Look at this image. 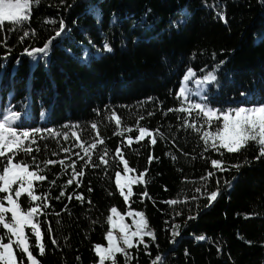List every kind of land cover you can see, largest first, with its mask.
<instances>
[{
  "label": "trees",
  "instance_id": "trees-1",
  "mask_svg": "<svg viewBox=\"0 0 264 264\" xmlns=\"http://www.w3.org/2000/svg\"><path fill=\"white\" fill-rule=\"evenodd\" d=\"M10 27L5 22L0 32V112L21 114L18 131L42 130L38 145L25 142L40 150L13 159L33 165L35 157L46 177L33 189L41 196L33 206L49 205L36 219L42 255L26 228L39 264L97 263L112 207L142 211L154 233L126 249L127 264H153L157 256V264H264V156L252 142L237 153L205 145L203 133L222 120L209 125L196 109L178 110L196 103L179 96L189 68L215 70L212 108L264 103V0H33L30 20L19 31ZM24 31L30 35L21 39ZM48 41L47 54H26ZM121 158L143 176L127 201L116 183ZM19 200L28 209L30 198ZM6 232L0 225V236ZM116 264H126L124 254Z\"/></svg>",
  "mask_w": 264,
  "mask_h": 264
},
{
  "label": "snow or ice",
  "instance_id": "snow-or-ice-1",
  "mask_svg": "<svg viewBox=\"0 0 264 264\" xmlns=\"http://www.w3.org/2000/svg\"><path fill=\"white\" fill-rule=\"evenodd\" d=\"M38 4L39 0H35ZM33 0H0V32H3V25L5 22H8L11 27L8 31H19L23 25L30 20V6L32 5ZM223 19V16L220 17ZM63 31L61 30L56 33V36H60ZM28 31L22 33L21 39L29 36ZM0 44L6 45V38L3 41H0ZM51 45V41L45 43L41 48H34L31 50L26 49L25 52L28 56L36 58L38 54H47ZM105 50L111 52L112 49L110 46L105 44ZM195 72L189 68L187 74L184 76V86L179 90V96L185 100L189 99V89L187 88V83L195 77ZM216 81V75L213 72L207 73L202 79H196L194 81L196 85V95L201 96L203 100H206V97L203 96V92L206 90L208 84H212ZM198 110L197 115L201 118H206L205 122L211 124L213 118L215 121L222 120V126H217L215 132H204L202 139L204 140L205 145L208 144L209 140L212 141L211 148L219 151L220 149L226 150L228 153H237L245 148L250 142L255 143L259 149V156H264V103H259L257 105L251 106H240L235 109H214L210 107L205 102L192 103L189 109L181 107L178 109L181 112L187 111L191 114V110ZM172 111V110H170ZM115 115V113H113ZM151 115V114H150ZM21 119V114L15 111L13 108L9 107L5 111L0 112V158H5L0 160V193H7L8 195L0 198V225L7 232L4 236H0V264H18L17 255L14 252V248L22 254V258L19 261V264H24L23 256H26L29 264H38L37 259L33 256V253L30 251L29 238L25 234L26 226H30L31 234L35 237L36 246L39 249V253L42 255L45 251L44 245L42 243V233L39 227L38 222H34V217L40 214L41 208H47L49 205L44 203L43 205L35 204L34 202L40 201L41 196L34 194L33 191V182L34 181H44L46 179L45 175L38 174L39 165L36 164L35 157H33V165H28L24 161L13 162V159L18 156L21 152L25 155H30L33 150L39 151L37 146L35 149L26 145V141L31 139L32 144H37L38 141L35 139L37 134L41 133L40 128L33 129L30 131H18L19 127H22L18 122ZM117 124L120 123L119 119L116 121ZM96 124H92V128L95 129ZM189 127L195 128L196 125L192 124ZM43 131L52 132L51 129H45ZM141 136L146 132V129H139ZM199 131V129H197ZM55 135H60V133H55ZM73 136L76 135L75 132L72 133ZM151 135V133H149ZM65 139H67V134H64ZM44 139V137H41ZM152 144L156 143L155 139H152ZM83 147V145H81ZM92 147H96L95 144ZM64 151H68L64 149ZM85 153L88 152L87 148H84ZM107 151V150H105ZM10 154V155H6ZM103 161V157L100 158ZM122 159V158H121ZM152 158L149 157V163H151ZM107 163V161H103ZM124 164V171H130L128 163L126 160L122 159ZM47 163H54L49 160ZM60 163H63L61 161ZM212 165L221 170H227V167H222L221 161L213 159L211 161ZM35 166L37 171H30L29 168ZM232 167L239 168L240 165H232ZM82 175V173H80ZM120 173L117 172V186L120 189V195L124 197L125 201L129 199L132 195V188L130 184L128 185L127 194L124 192L125 185L120 184L119 180ZM209 175H213L209 173ZM68 184L72 183V180L67 181ZM219 183V181H217ZM227 186H230L229 182H225ZM18 188L13 189V185H17ZM91 191V189H89ZM13 193L15 199H13ZM26 194L29 200V207L27 211H22L21 206L18 203L19 198ZM219 194V189L212 191L208 195L209 203L214 201ZM146 195V193L144 194ZM60 196H64V192L60 193ZM77 199H82V197L77 196ZM69 200L72 197H68ZM4 200H7L8 207L4 206ZM170 203L175 204L176 201H171ZM111 213L107 217V223L112 226L113 229L117 227L116 221L113 219V216H118L121 223L119 224V231L121 233L120 237L117 238L113 235L112 231H107V240L108 247L103 248L99 245L95 247L97 256L99 257V264H105V261L111 260L112 264H116V254H124L127 264L129 259L126 252L127 249L134 247L133 237H139L140 243H143L145 236L153 237L154 233L149 229L148 222L144 217L143 213H136L135 215L139 216L138 221L134 220L136 230L129 231V225L122 223L124 217L121 216L115 207L111 208ZM6 213H11L10 219L6 222ZM132 213L130 212L129 215ZM189 219H195V217H189ZM179 225L175 226V229H178ZM173 230V235H178V231ZM4 238H7L8 243L2 242ZM14 238V239H13ZM197 240H205L206 237L200 236L196 237ZM121 242L125 247H121ZM56 243V241H52ZM147 247V245H145ZM162 258L157 256L153 264L161 261Z\"/></svg>",
  "mask_w": 264,
  "mask_h": 264
},
{
  "label": "rangeland",
  "instance_id": "rangeland-1",
  "mask_svg": "<svg viewBox=\"0 0 264 264\" xmlns=\"http://www.w3.org/2000/svg\"><path fill=\"white\" fill-rule=\"evenodd\" d=\"M193 70V69H192ZM194 71V70H193ZM195 72V71H194ZM209 72H213L215 75H216V73H215V70H213V71H209ZM209 72H206V73H204L203 75H199V74H197L196 72H195V77L192 79V80H190L188 83H187V88L189 89V97H190V99H193L196 103L197 102H205V103H207L210 107H212L210 104H209V102H208V100L210 99V94H209V92H210V90H209V88H210V86L212 85V84H216L217 83V77H216V81L214 82V83H212V84H208L207 86H206V90L203 92V96L204 97H206V100H203L202 99V97L201 96H198V95H196V85H195V83H194V81L196 80V79H202L205 75H207V73H209ZM186 74H187V72H186ZM185 74V75H186ZM184 75V76H185ZM182 86H184V77H183V79H182V81H181V86H180V88L182 87ZM214 109H219V108H217V107H214ZM228 109H230V108H227L226 110H228ZM129 167V166H128ZM129 169H131L130 167H129ZM29 170L30 171H34L33 169H31V168H29ZM119 173H120V175H119V180H120V184H122V185H125V187H124V192H125V194H127V191H128V185H129V182H131V181H141V179H142V175H139L138 173H136L134 170H130V171H119ZM116 180H117V176H116ZM37 181H34L33 182V189H34V186H35V183H36ZM138 182H132L131 184H130V186H131V188L133 187V185L134 184H137ZM1 185H2V182H1ZM16 188H18V184L17 185H13V189H16ZM118 189H119V187H118ZM120 190V189H119ZM8 194L7 193H4V196L3 197H5V196H7ZM2 197V198H3ZM13 199H15V195H14V193H13ZM18 203L20 204V200H18ZM4 206L5 207H8L9 205H8V202H7V200H4ZM20 206H21V204H20ZM116 208V207H115ZM117 209V211H118V213L121 215V216H123L124 217V219H123V221H122V223H124V224H127V225H129V231L131 232V231H135L136 230V226H135V223H134V220L135 221H138L139 219H140V217L139 216H137V215H135L136 213H143L142 211H137V210H127V212H125V213H122L118 208H116ZM21 210L22 211H27V209L26 210H24L22 207H21ZM132 213L131 215H129V213ZM110 215H113L111 212H110ZM109 215V216H110ZM144 215V214H143ZM37 216H35L34 217V222H37ZM113 219L116 221V223H117V227L115 228V229H113L112 228V226L109 224V230L108 231H112L113 232V235L114 236H116L117 238H119L120 237V235H121V233H120V231H119V224L121 223V221H120V219H119V217L118 216H113ZM8 220L6 219V222H7ZM27 227H30V226H26V228ZM26 228H25V234L27 235V233H26ZM152 231V230H151ZM153 232V231H152ZM146 237L147 236H145L144 237V239H143V241H145L146 240ZM149 237V236H148ZM106 244H102V245H99V246H101V247H103V248H106V247H108V240H107V234H106ZM137 241H140V238L139 237H133V243L134 244H136L137 243ZM121 247H125L126 248V246H124L123 244H122V242H121ZM127 249V248H126ZM14 252H15V249H14ZM34 256V255H33ZM35 257V256H34ZM36 258V257H35ZM37 259V258H36ZM17 261H18V264H19V260H18V258H17ZM38 261V260H37ZM106 262V261H105ZM38 264H39V262H38ZM94 264H99V261L97 262V263H94Z\"/></svg>",
  "mask_w": 264,
  "mask_h": 264
}]
</instances>
